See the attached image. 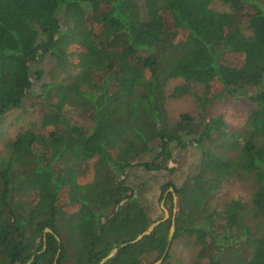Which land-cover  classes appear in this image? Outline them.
Instances as JSON below:
<instances>
[{"label":"trees","instance_id":"trees-1","mask_svg":"<svg viewBox=\"0 0 264 264\" xmlns=\"http://www.w3.org/2000/svg\"><path fill=\"white\" fill-rule=\"evenodd\" d=\"M219 1L228 10L0 0V138L29 97L39 115L2 141L0 264H98L115 248L102 264H151L167 247L168 264L177 239L197 249L191 264H264V0ZM45 56L65 75L34 92ZM188 95L198 110L171 117L167 101ZM230 98L246 108L238 126L216 111ZM188 149L187 171L170 165ZM163 171L176 176L159 196L177 197L172 240L169 217L130 243L162 218L148 194ZM231 181L248 182L250 200L211 206Z\"/></svg>","mask_w":264,"mask_h":264},{"label":"rangeland","instance_id":"rangeland-1","mask_svg":"<svg viewBox=\"0 0 264 264\" xmlns=\"http://www.w3.org/2000/svg\"><path fill=\"white\" fill-rule=\"evenodd\" d=\"M210 5L216 10H228V7L222 4L219 0H212ZM72 60L75 61V57ZM36 69H41L43 74L39 81L33 78L34 92L39 89V85L41 83H47L65 75V72L62 69L59 70L54 68V59L50 56H45L38 63L31 65L32 72ZM71 69L72 73H76L78 71L77 68ZM177 82L178 80L171 81L170 86H173ZM34 99L35 98L29 97L25 100V106L23 108L7 113L5 118V130L3 136L0 138V149L2 148V141L4 139L14 138L16 133L19 131L29 127L38 126L39 115L38 112H35V108L33 106ZM166 107L169 115L174 118L178 117L182 112L188 111L195 113L198 110L193 98L189 95L182 96L178 99H169L166 103ZM237 110H241L243 112L238 113ZM245 110L246 108L244 103L239 104L235 101V99L230 98L222 104H219L216 111H226V120L228 123L231 126H238L244 121ZM177 158L179 162H171L170 165H181V167H183L182 170L187 171V167L197 160L196 150L188 149L181 151ZM178 175H181V172H179ZM174 178H176V176H174V174L169 175L167 171L153 174L150 181L151 190L148 195L154 201L155 216L162 217L164 214L161 208V200L163 198L159 200V196L162 195V197L166 198V193H162L161 185ZM250 197L251 189L248 182L231 181L225 183L223 188L214 194L210 204L213 207L221 208L226 201L232 198H240L243 201H249ZM176 205L174 206V202L173 205L170 202H167L165 207L168 211H173L174 207L177 209ZM197 252V249L192 245L190 239H177L172 244L168 264H191L193 259L196 258Z\"/></svg>","mask_w":264,"mask_h":264},{"label":"water","instance_id":"water-1","mask_svg":"<svg viewBox=\"0 0 264 264\" xmlns=\"http://www.w3.org/2000/svg\"><path fill=\"white\" fill-rule=\"evenodd\" d=\"M169 191L172 192L173 195V202H174V206L177 203V197L176 194L174 192V189L172 187L169 188ZM161 208L163 210V216L161 219L156 220L155 222H153L146 230H144L141 234H139L136 238L132 239L131 241H129L130 243H136L138 242L140 239H142L144 236L149 235L155 226H157L160 222H163L165 220H167L169 217L171 218V224L169 227V233H168V244H170L171 240H172V236L174 234L175 231V216H176V207L173 208L172 214L170 215V212L168 211V209L164 206V198L161 200ZM46 231L50 232L51 230L49 228L45 229ZM58 239V236H56ZM127 243H123L120 246H124ZM168 250V247L165 249L164 253L162 254V256L160 258H158L156 261H154L151 264H160L164 255L166 254ZM117 251V248L113 249L105 258H103L98 264H102L103 262H105L108 258L112 257L115 252ZM34 258V256H32V259ZM55 264V263H54Z\"/></svg>","mask_w":264,"mask_h":264}]
</instances>
